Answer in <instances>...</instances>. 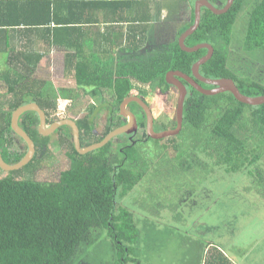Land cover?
<instances>
[{
  "label": "trees",
  "instance_id": "1",
  "mask_svg": "<svg viewBox=\"0 0 264 264\" xmlns=\"http://www.w3.org/2000/svg\"><path fill=\"white\" fill-rule=\"evenodd\" d=\"M198 1L202 0H73L69 5L80 6L82 13L91 6L117 11L123 3L131 11L143 14L151 8L156 11L153 21L149 16H141L133 22L107 20L92 21L93 24L61 18L51 7L62 4L60 1L0 0V58H4L0 62H7L0 77V152L4 161L15 165L27 153L25 141L12 129V115L29 103H36L45 113L47 126L63 119L74 120L80 129L82 148L100 143L127 123L121 105L133 96L150 104L151 95L158 93L171 102L173 116H165L167 123L163 121V129L156 131L175 129L178 89L174 84L166 85V75L181 71L193 76L194 64L208 54V50L184 52L179 45L180 38L194 26ZM207 1L217 11L224 10L228 2ZM148 2L149 6L144 5ZM111 16L115 18V12ZM173 17L180 18V22L172 26L173 35L168 37V27L157 22H168ZM121 24L130 26L126 41L136 51L151 48L133 64L125 62L124 51L116 54L115 39L101 38L100 42H106L102 44L96 38H86L85 29L75 28ZM152 30L165 37L166 44L159 50L155 48L156 42H150ZM39 32L45 36L46 46L63 56L68 86H55L49 77L39 75L37 61L41 59L27 52L21 54L16 45L7 42L8 34L17 39ZM76 34H81V42L92 46L95 52L85 55ZM204 44L212 46L213 54L200 67L201 75L230 78L243 95L264 96V74L251 68L257 62L255 59L264 60V0H236L222 15L203 9L200 27L185 46ZM199 83L204 89H214L211 84ZM187 85L183 129L177 136L159 140L149 137L147 115L137 103L131 106L138 110L137 135H119L103 148L85 155L76 150L71 127L64 126L50 134L59 136V156L69 160V168L56 170L49 181V177L39 180L37 173L47 157H54L49 148L55 141L38 134L36 113L24 114L20 125L33 141L35 153L18 171L5 172L0 167V264L136 263L122 226L128 212L125 199L144 177L157 182L167 179L171 195L165 200H154L173 206L184 200L176 198L175 191L182 196L196 193L195 188H187V179H193L203 193L216 174H224L235 182L243 183L246 179L248 186L243 185L247 191L255 190L264 200V104L247 105L231 93L203 95L193 85ZM171 93L176 94L168 97ZM82 97L86 103H81ZM87 103V114L75 113ZM151 143L154 147H150ZM216 170L222 172L211 177ZM133 227L138 231L137 226ZM169 228L170 225L156 226L134 237L138 236L141 245L153 248L148 241L151 233ZM101 240L106 241L104 244L109 242L111 249L107 263L90 253L91 246ZM85 251H89V257L82 254ZM205 252L203 264H231L216 245L207 244Z\"/></svg>",
  "mask_w": 264,
  "mask_h": 264
},
{
  "label": "rangeland",
  "instance_id": "2",
  "mask_svg": "<svg viewBox=\"0 0 264 264\" xmlns=\"http://www.w3.org/2000/svg\"><path fill=\"white\" fill-rule=\"evenodd\" d=\"M179 20L180 18L173 17L168 22L164 20L156 22L158 25L165 24L168 27L167 36H172L174 32L172 26L175 27L180 22ZM166 30L167 28L165 32H167ZM156 34L152 30L149 38L150 42L157 43L155 48L159 50L166 42L163 41L165 37L163 39L161 35ZM147 50H151V48ZM255 60L257 62H254L255 65H252L251 68H254L255 72L260 71L264 74V60L259 61V58ZM62 62L61 55L53 56L50 65H40L38 74L49 77L55 86H68L69 83L63 81L65 79L61 77L65 71ZM6 65H0V77ZM172 94L176 93H171L168 97ZM151 97L153 98L150 103L151 109L154 118L158 120L155 121L156 130H162L165 126L163 121L167 123L165 116H168L169 113L168 117L173 116V109L170 111L171 102H168L164 97L155 95V93ZM80 100L81 103L87 102L85 97ZM173 102L175 103L176 100ZM89 107L90 104L87 103L82 109H77L75 113L83 116L87 114ZM136 108L133 106L132 110L138 112ZM142 133L140 131L141 135ZM49 137L51 141H55L54 144H50L49 148L54 157L45 158V165L37 173L39 180L49 177L47 178L49 181L56 170L69 168V160L59 156L61 149L58 144L59 136ZM23 143L21 141L22 145ZM154 145L151 143L150 147H154ZM219 172L222 171L211 172V177ZM154 175L160 177L158 173ZM211 177L210 179H212ZM166 180L162 179L157 182L144 177L137 188L130 193L129 198L125 199V208L128 212H125L122 228L125 229L124 234L132 253V260L136 261L134 264H203L207 251L211 249L207 248L208 250L206 249L205 252L207 244L218 246L231 260V264H264V200L255 190L247 191L245 186L247 187L249 182L246 179L243 183L235 182L224 174H216L211 185H208L203 193H200L199 187L193 179H187V188L188 186L195 188L196 193L187 192L182 196L175 191L173 194L176 198L184 199H181L177 206L163 201L171 195L170 183H166ZM183 190H186V187H183ZM156 197H161L163 200L157 202L154 200ZM133 225L137 226L138 231ZM165 225H170V228L164 229L163 232L159 230L151 233L148 241L153 248L139 243V234L146 233L150 228ZM135 235H138L137 239L134 237ZM162 238L163 241H160ZM103 241L106 242L101 240L96 246H91L90 253L98 261L103 260L107 263L111 256V249L109 242L104 244ZM82 254L89 257V251Z\"/></svg>",
  "mask_w": 264,
  "mask_h": 264
},
{
  "label": "water",
  "instance_id": "3",
  "mask_svg": "<svg viewBox=\"0 0 264 264\" xmlns=\"http://www.w3.org/2000/svg\"><path fill=\"white\" fill-rule=\"evenodd\" d=\"M235 1L236 0H228L225 9L222 11H217L207 0L198 1L195 8L194 26L191 27V29L188 32H186L179 40L180 48L184 52L194 53L202 50H208V54L205 57H203L200 61L194 64L192 68L193 76L190 74H185L181 71H172L167 73L166 75L167 80L169 82L174 83L179 91V98H178L177 112H176L177 126L175 129L157 132L155 130V119L152 109L150 108V105L142 98L133 96L127 98L121 105V114L127 120V123L124 126L119 127L110 134H108L105 137V139L100 143L92 144L86 148H82L81 139H80V129L74 120L64 119V120L56 121L52 123L50 126H47L45 113L39 108V106L36 103H29L18 108L12 115V129L15 132V134H17L21 139L25 141L27 145V153L20 162H18L15 165H9L4 161L2 153L0 152L1 169L5 172L18 171L24 168L33 158V155L35 153V145L20 126V118L28 112H34L37 114L39 119L37 132L43 137L49 136L50 134L54 133L56 130H59L61 127L64 126L71 127L73 130L76 150L80 154L85 155L88 152L103 148L112 139H114L119 135H123V134L136 135L138 133L139 131V124L137 119L138 116L129 108V106L133 103L139 104L141 108L144 110V113H146L147 115V121H148L147 131L149 137L159 140V139L171 138L179 135L183 129L185 101L188 96V89L183 81L195 86L196 89L203 95L214 96L221 93H231L241 103L251 106L263 105L264 96L253 98L243 95L241 91L238 89V86L235 84L234 80L230 78L211 79L200 74V67L202 65H205L212 58V54H213L212 46L207 44L199 45L194 48H187L185 46V42L187 41V39L190 38L192 35H194L200 27L203 9L210 10L215 15H222L227 12V10L231 7L232 4L235 3ZM198 81L211 84L214 86V89L211 90L204 89V87Z\"/></svg>",
  "mask_w": 264,
  "mask_h": 264
},
{
  "label": "crops",
  "instance_id": "4",
  "mask_svg": "<svg viewBox=\"0 0 264 264\" xmlns=\"http://www.w3.org/2000/svg\"><path fill=\"white\" fill-rule=\"evenodd\" d=\"M63 2L62 4L58 5V6H51L53 9H55L56 11H58V15L63 18L64 20L66 19H73L74 21H76L77 23L80 21H91V23H93L92 21L95 22H104L107 21H114V22H123V21H136V19L138 17L141 16H149L151 21L154 20V16L156 15V11H153V9L151 8L150 11H138L136 8V3H134L135 6L134 8L137 11H131L129 9V7H124L126 5V3H123L121 8L116 11L115 9H103L100 8V6L96 7V6H91L90 8H88V11H85L84 13H82L81 7L78 5H72L70 6L69 4L73 1V0H53L50 2ZM80 1V0H78ZM144 2V1H142ZM110 3V1H109ZM128 4V3H127ZM144 5L149 6L150 3H144ZM115 12V18H113L111 15ZM160 14H162V11H160ZM93 23V24H94ZM75 28H81V29H85V31H87V35L85 36L86 38H96L98 40V42H100L101 38H109L110 39H115V41H117V53L119 54L121 53V51H124V55H125V62H129L130 64L135 63V61L137 60L138 56L141 54H146L147 52H149L147 49L148 48H143L141 50L136 51V48H134L133 45H130L126 40L129 36V25H110V26H106V25H99V26H85V27H75ZM8 38H7V42H11V45H16V49L17 51H19L21 54L22 53H29V54H33V55H37L38 58H40L41 60H38L37 63L39 65L41 64H51V60L53 56H60L61 54L56 51L55 49H53V47L48 48L45 44L46 42V38L44 35H42L40 32L36 33L32 36H27V37H20V38H15V36H12L10 34H8ZM77 36L75 37L76 40H79V45L83 48V52L85 55L89 56L90 53H93L95 51L91 50L92 46H88L85 45L83 42H81L80 37L81 34H76ZM74 39V40H75ZM75 40V41H76ZM102 44H105L106 42H100ZM6 46V45H5ZM5 46H3V48L5 49ZM98 51V50H97ZM62 56V55H61ZM147 56V55H146ZM0 57L1 54H0ZM63 58V56H62ZM4 58H0V60H3ZM36 61V60H35ZM63 65H64V58H63ZM7 64V62L5 63H0V65H4ZM62 78H65V72H63ZM65 81V80H63ZM157 95H159L157 93ZM140 98V97H139ZM80 99V98H79ZM21 120V119H20ZM156 121V120H155ZM39 122V121H38ZM50 126V125H49ZM23 128V127H22ZM34 128V127H33ZM38 128V126H37Z\"/></svg>",
  "mask_w": 264,
  "mask_h": 264
},
{
  "label": "flooded vegetation",
  "instance_id": "5",
  "mask_svg": "<svg viewBox=\"0 0 264 264\" xmlns=\"http://www.w3.org/2000/svg\"><path fill=\"white\" fill-rule=\"evenodd\" d=\"M199 82V81H198ZM165 83H166V85L167 84H174V83H172V82H169L168 80H167V76H166V78H165ZM175 85V84H174ZM186 86L188 87V85H187V83H186ZM195 87V86H194ZM136 114H138L137 112H136ZM138 116V115H137ZM137 119H139V117H137ZM64 120V119H63ZM138 123H139V120H138ZM139 127H140V123H139ZM132 136H130V138H131Z\"/></svg>",
  "mask_w": 264,
  "mask_h": 264
},
{
  "label": "clouds",
  "instance_id": "6",
  "mask_svg": "<svg viewBox=\"0 0 264 264\" xmlns=\"http://www.w3.org/2000/svg\"><path fill=\"white\" fill-rule=\"evenodd\" d=\"M185 84L187 83V82H185V81H183ZM178 98H179V91H178ZM177 104H178V101H177ZM150 105V104H149ZM131 106H132V104L129 106V108L132 110V108H131ZM151 108V107H150ZM133 111V110H132ZM135 114H136V112L135 111H133ZM154 115V114H153ZM21 119V118H20ZM68 119H70V118H68ZM155 119V118H154ZM139 120V119H138ZM156 120V119H155ZM140 123V122H139ZM138 123V124H139ZM147 123H148V121H147ZM21 126V125H20ZM148 126V125H147ZM22 128V127H21ZM23 129V128H22ZM24 130V129H23ZM139 130H140V127H139ZM156 130V129H155ZM137 135V134H136ZM23 140V139H22Z\"/></svg>",
  "mask_w": 264,
  "mask_h": 264
}]
</instances>
